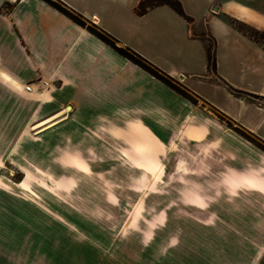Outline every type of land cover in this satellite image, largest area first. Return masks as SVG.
Returning <instances> with one entry per match:
<instances>
[{"label": "crops", "instance_id": "obj_1", "mask_svg": "<svg viewBox=\"0 0 264 264\" xmlns=\"http://www.w3.org/2000/svg\"><path fill=\"white\" fill-rule=\"evenodd\" d=\"M52 1L174 79L195 102L46 2L0 0V264H36L49 252L51 220L65 221L67 180L92 170L104 183L124 180L139 198L151 188L152 205L186 206L193 223H232L201 230L220 251L232 239L233 264H264V152L211 112L264 144V49L233 25L248 14L255 20L248 25L264 31V0H215L202 14L179 0L186 17L166 5L139 15L136 0L135 16L148 20L139 45L107 28L93 0ZM28 84L33 94L23 92ZM169 214L155 220L178 221L176 209Z\"/></svg>", "mask_w": 264, "mask_h": 264}, {"label": "rangeland", "instance_id": "obj_2", "mask_svg": "<svg viewBox=\"0 0 264 264\" xmlns=\"http://www.w3.org/2000/svg\"><path fill=\"white\" fill-rule=\"evenodd\" d=\"M135 1L93 0V11L99 13L102 11L101 19L107 28L119 31L125 40L131 41L130 44L139 45L144 39L147 40L141 33H146L148 20H141L135 16L133 11ZM182 2L187 10L202 14L216 1L181 0ZM80 4L78 6H82ZM213 10L215 11L216 7H213ZM242 16L244 21H237V25L247 31L250 29L248 23H254L255 20L248 14ZM130 31H136V36L135 33H130L129 36ZM164 34L166 35V32ZM150 37L149 40H152V34ZM245 56L250 60L254 58L249 50H246ZM174 86L184 90L177 83ZM204 90L213 94L219 101L223 100L219 92L210 88ZM222 102L228 105L226 101ZM211 112L229 124L235 133L264 152L263 143L234 127L215 111ZM140 149L150 152L147 145L141 146ZM143 163L138 162L139 165ZM87 164L93 168V162ZM79 169L85 171L86 167L80 163ZM13 179L14 182H18L20 176L16 175ZM102 180L93 179V170L88 175L67 180L65 185L67 192H70L65 194L66 205L63 207L60 205V209L65 213V221L51 220L49 252L44 253L43 260H38L36 264H170L176 263V259L181 264H233L232 239L226 238L227 248L220 251L216 247L218 243L214 242L218 239L208 237V234L201 230L202 225L216 227V224L221 225L222 229L223 223L213 221L193 223L185 216L186 206L152 205L154 196L150 193L151 188L139 198L136 188L131 186L128 190L127 182L122 179H108V183ZM50 181L52 184V179ZM106 190L112 191V197L109 193L106 199L104 193ZM57 207L50 205V213L56 214ZM171 209L177 210L178 221L155 220L156 215L160 213L166 214L168 218ZM55 217L57 218L56 215ZM42 226L43 224L39 223L37 229L40 231ZM224 227L231 230L232 223H227ZM192 230L196 234L195 237H186ZM201 233L206 236L202 238Z\"/></svg>", "mask_w": 264, "mask_h": 264}, {"label": "trees", "instance_id": "obj_3", "mask_svg": "<svg viewBox=\"0 0 264 264\" xmlns=\"http://www.w3.org/2000/svg\"><path fill=\"white\" fill-rule=\"evenodd\" d=\"M42 1L49 4L51 7H53L58 12L69 18L75 24L81 27H85V22L80 15L65 9L62 5L52 0H42ZM161 5H166L170 7L178 15L182 17H186L179 0H142L137 7V13L139 15H142L145 12H147L149 9ZM237 24H238L237 22L235 21L233 22L235 28H237L243 34L248 36L251 40L255 41L256 43H259L264 49V42H262V40L264 39L263 31H259L251 26H248L250 29L245 31L244 29H241ZM86 29L89 33H91L97 39H99L100 41L111 47L113 50H115L118 54L129 60L131 63L140 67L142 70H144L152 77L162 82L167 87L171 88L172 90H174L175 92H177L179 95L183 96L190 102L192 103L194 102V99L190 97V95L185 90H180L174 86V84L176 83L174 79L166 75L164 72L159 70L157 67L149 63L147 60H145L135 52L131 51L129 48L116 46L115 40L110 35L99 29L97 26L90 24L88 27H86ZM210 64L214 65V63H210ZM227 125L228 127L231 128L229 124Z\"/></svg>", "mask_w": 264, "mask_h": 264}, {"label": "built area", "instance_id": "obj_4", "mask_svg": "<svg viewBox=\"0 0 264 264\" xmlns=\"http://www.w3.org/2000/svg\"><path fill=\"white\" fill-rule=\"evenodd\" d=\"M45 86H46L45 82L39 83V88L40 89H43ZM23 92L26 93V94H33L34 93V89H33L32 85L28 84V85H25L23 87Z\"/></svg>", "mask_w": 264, "mask_h": 264}, {"label": "bare ground", "instance_id": "obj_5", "mask_svg": "<svg viewBox=\"0 0 264 264\" xmlns=\"http://www.w3.org/2000/svg\"><path fill=\"white\" fill-rule=\"evenodd\" d=\"M4 79H6V81H7L8 83H10L11 86H13L14 88H16L17 85H15V83H12L11 80H10V78L4 77ZM67 110L69 111V108H68ZM68 111H67V112H68ZM54 118H55V117H52V118H50L48 121H46L45 123H42V124H40V125H38V126H39V127H43V126H45L47 123L51 122ZM180 169H183V168H180ZM180 171H182V170H180ZM178 173H179V172H178ZM175 175H176V174H175Z\"/></svg>", "mask_w": 264, "mask_h": 264}]
</instances>
